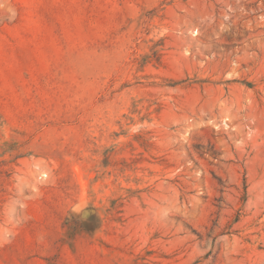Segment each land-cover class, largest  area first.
<instances>
[{
  "label": "rangeland",
  "instance_id": "obj_1",
  "mask_svg": "<svg viewBox=\"0 0 264 264\" xmlns=\"http://www.w3.org/2000/svg\"><path fill=\"white\" fill-rule=\"evenodd\" d=\"M0 264H264V0H0Z\"/></svg>",
  "mask_w": 264,
  "mask_h": 264
}]
</instances>
